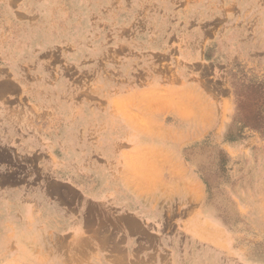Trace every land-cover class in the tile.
Here are the masks:
<instances>
[{
  "label": "rangeland",
  "instance_id": "rangeland-1",
  "mask_svg": "<svg viewBox=\"0 0 264 264\" xmlns=\"http://www.w3.org/2000/svg\"><path fill=\"white\" fill-rule=\"evenodd\" d=\"M11 1L0 264H264V0Z\"/></svg>",
  "mask_w": 264,
  "mask_h": 264
},
{
  "label": "crops",
  "instance_id": "crops-1",
  "mask_svg": "<svg viewBox=\"0 0 264 264\" xmlns=\"http://www.w3.org/2000/svg\"><path fill=\"white\" fill-rule=\"evenodd\" d=\"M14 6L15 4L11 0H0V44L9 41L4 32H7L10 27H14V24L10 23V15L15 12Z\"/></svg>",
  "mask_w": 264,
  "mask_h": 264
}]
</instances>
